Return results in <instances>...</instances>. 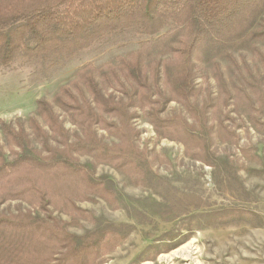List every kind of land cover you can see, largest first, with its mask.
<instances>
[{
    "label": "trees",
    "instance_id": "16d2710c",
    "mask_svg": "<svg viewBox=\"0 0 264 264\" xmlns=\"http://www.w3.org/2000/svg\"><path fill=\"white\" fill-rule=\"evenodd\" d=\"M135 38L141 47L115 63L78 68L53 99L38 100L35 116L1 123L0 264L96 259L104 246L78 248L55 219H37L31 210L7 212L3 205L21 200L45 212L53 207L71 213L93 194L109 200V190L76 159L90 155L122 171L136 170L142 152L134 120L140 111L162 138L199 147L205 140L195 128L208 122L218 95L264 105V0H0V67L19 62L45 73L96 43ZM248 49L259 69L249 62ZM206 58L215 59L218 95L201 101L200 62ZM218 58L229 61L232 78ZM173 101L194 123L182 113L165 114ZM64 113L79 131L66 128ZM101 130L119 142L109 145Z\"/></svg>",
    "mask_w": 264,
    "mask_h": 264
},
{
    "label": "rangeland",
    "instance_id": "374dc122",
    "mask_svg": "<svg viewBox=\"0 0 264 264\" xmlns=\"http://www.w3.org/2000/svg\"><path fill=\"white\" fill-rule=\"evenodd\" d=\"M140 47L138 38L115 45L96 43L67 65L45 73L19 62L0 67V125L35 116L38 100L53 99L87 62L101 67ZM243 51L259 69L252 51ZM216 61L232 78L229 61ZM214 62L213 58L200 62L201 101L218 95ZM175 112L190 116L177 101L165 114ZM188 121L194 123L192 117ZM134 125L142 152L136 170L122 171L90 155L76 159L109 190V200L93 194L71 213L53 207L45 212L21 200L6 202L3 210H31L37 219H55L78 248L104 246L88 264H264V105L254 107L245 98L236 101L218 95L208 122L195 128L205 140L199 147L162 138L144 111ZM65 126L79 131L67 118ZM100 135L109 145L119 142L106 130ZM35 145L42 148L38 141ZM11 153L9 149L7 155Z\"/></svg>",
    "mask_w": 264,
    "mask_h": 264
}]
</instances>
